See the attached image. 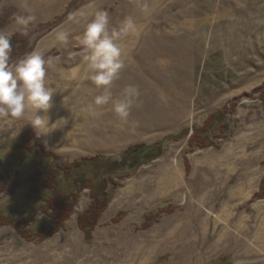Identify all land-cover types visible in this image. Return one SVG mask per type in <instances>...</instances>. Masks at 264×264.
I'll list each match as a JSON object with an SVG mask.
<instances>
[{"label": "rangeland", "instance_id": "rangeland-1", "mask_svg": "<svg viewBox=\"0 0 264 264\" xmlns=\"http://www.w3.org/2000/svg\"><path fill=\"white\" fill-rule=\"evenodd\" d=\"M10 7L15 11L0 31L22 33L15 16L34 15L29 44L53 58L46 80L56 91L49 112L55 124L41 135L28 126L30 114L0 119L2 170H31L26 160L18 164L24 140L71 162L117 156L188 132L167 140L161 157L117 180L91 240L77 222L90 202L83 190L64 227L42 241L1 226L0 264H264V195L255 196L264 176V0H1L0 14ZM97 11L108 13L110 31L119 33L123 48L125 68L113 99L128 86L139 91L125 120L111 103L93 105L99 93L91 81L67 79L82 66L77 37ZM74 13L81 15L70 19ZM126 18L135 32H120ZM58 32L68 33L67 44L57 41ZM89 106L102 114L93 115ZM225 106L227 137L216 130V146H190L193 130ZM17 198L0 193V215ZM160 207L171 211L155 216ZM14 214L30 235L37 226L49 227L41 211ZM147 215L152 219L145 227Z\"/></svg>", "mask_w": 264, "mask_h": 264}, {"label": "trees", "instance_id": "trees-1", "mask_svg": "<svg viewBox=\"0 0 264 264\" xmlns=\"http://www.w3.org/2000/svg\"><path fill=\"white\" fill-rule=\"evenodd\" d=\"M14 11L15 9L10 7L0 14V30L9 24ZM11 40L12 61L33 50V45L29 44V38L22 33L11 35ZM234 108L233 104L229 110L232 111ZM226 113H228V106L210 114L202 127L193 130L189 138L190 146L198 148L216 146L211 135L216 130L221 132L218 135L220 138L227 137L223 128ZM187 132L186 130L152 144L134 145L117 156L95 154L82 156L71 162L64 156L45 150L36 140L32 143L24 140L17 147L19 148L17 159L18 164L28 161L31 166L28 174H22L17 167L2 170L4 161L0 156V193L16 194L18 197L8 206L7 214L0 215V227L12 225L25 240L42 241L64 227L80 193L88 190L89 205L78 215L77 222L84 233L85 240H91L94 228L108 207L114 191L119 187L117 180L131 177L138 168L161 157L167 140H179L186 136ZM35 156L39 158L37 161ZM257 195H264V176L259 185V192L255 196ZM19 209L33 215L41 211L46 215L49 227L46 229L37 226L36 235H30L21 225L23 219L15 217L14 212ZM170 211L171 209L160 207L155 212V216ZM123 216L124 212H119L113 221L118 222ZM151 219V215L146 216L145 227Z\"/></svg>", "mask_w": 264, "mask_h": 264}, {"label": "clouds", "instance_id": "clouds-1", "mask_svg": "<svg viewBox=\"0 0 264 264\" xmlns=\"http://www.w3.org/2000/svg\"><path fill=\"white\" fill-rule=\"evenodd\" d=\"M80 13H74L75 19ZM15 23L21 27L22 34H28V26L35 20L34 15H16ZM136 25L131 18L122 22L120 32H135ZM119 33L111 32L109 16L105 11H97L85 25L79 37L82 66L72 68L67 79H87L99 93L95 95L93 105L105 106L111 103L113 113L121 120L127 119L130 110L137 102L139 91L134 86L124 89L123 97L113 99L112 88L125 68L123 48L118 43ZM56 39L61 44L68 43V33L58 32ZM11 34L0 31V119L20 120L27 117L28 126L35 133L48 134L55 123L50 124V109L53 107L55 89L48 86L46 80L47 67L52 64V57L45 58L44 53L33 50L23 57L12 61ZM56 59H59L58 57ZM83 70V75L81 72ZM93 115V106L87 109ZM54 130V129H53Z\"/></svg>", "mask_w": 264, "mask_h": 264}, {"label": "bare ground", "instance_id": "bare-ground-1", "mask_svg": "<svg viewBox=\"0 0 264 264\" xmlns=\"http://www.w3.org/2000/svg\"><path fill=\"white\" fill-rule=\"evenodd\" d=\"M72 22V21H71ZM74 25V24H73ZM49 41V40H48Z\"/></svg>", "mask_w": 264, "mask_h": 264}]
</instances>
